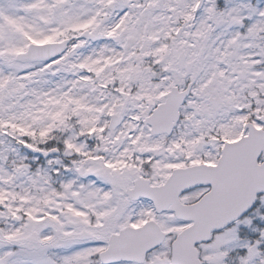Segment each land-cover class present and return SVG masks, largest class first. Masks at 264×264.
<instances>
[{
  "label": "snow or ice",
  "instance_id": "6c2138e0",
  "mask_svg": "<svg viewBox=\"0 0 264 264\" xmlns=\"http://www.w3.org/2000/svg\"><path fill=\"white\" fill-rule=\"evenodd\" d=\"M0 264H264V0H0Z\"/></svg>",
  "mask_w": 264,
  "mask_h": 264
}]
</instances>
